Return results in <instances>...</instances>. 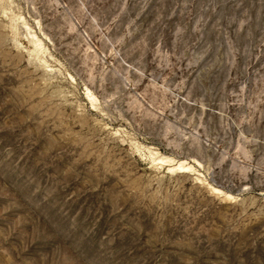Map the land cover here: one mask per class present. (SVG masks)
<instances>
[{"label":"rangeland","instance_id":"1","mask_svg":"<svg viewBox=\"0 0 264 264\" xmlns=\"http://www.w3.org/2000/svg\"><path fill=\"white\" fill-rule=\"evenodd\" d=\"M0 264H264V0H0Z\"/></svg>","mask_w":264,"mask_h":264}]
</instances>
